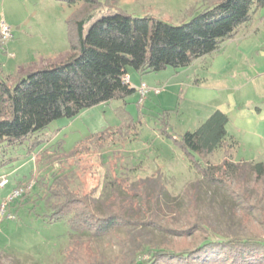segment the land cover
<instances>
[{"label":"rangeland","instance_id":"1","mask_svg":"<svg viewBox=\"0 0 264 264\" xmlns=\"http://www.w3.org/2000/svg\"><path fill=\"white\" fill-rule=\"evenodd\" d=\"M98 1L97 16L111 9L178 24L189 20L210 0ZM83 10L81 1L0 0V24L9 26L12 33L7 42L0 40L2 73L12 74L21 63L30 66L45 58L55 60L65 51L69 53L76 41L74 22ZM189 66L180 69L168 66L143 74L129 68V83L134 88L141 82L155 87L158 76L162 75L159 92H149L141 101L136 92L125 99L86 108L73 118L56 119L43 131V142L30 154L26 153L27 142L6 151L5 156L13 159L0 165V179L8 180L0 187V205L8 200L0 209V264H65L72 250L97 258L101 264H109L119 255L120 242L125 238L124 227L117 226L97 238L72 235L64 219L47 220L49 211L43 199L37 198L34 205L27 202L23 206H17L20 195L9 200L16 182L25 177L28 182L20 183L23 193L29 191L34 198L42 195L34 179L46 178L51 170L64 171L69 187L76 194L92 193L106 202L119 196L133 208L135 217L145 221L154 217L164 228L148 227L152 241L158 245L169 242L179 246L204 236L205 232L198 229L183 237L173 233L184 230L187 221L196 217L221 235L264 237V209L259 215L247 210L229 189L202 179L186 151L176 142L180 134L194 130L204 121L201 91L183 79V70ZM123 112L134 125L125 139L118 133H109L97 144H80L72 157L67 154L89 134L117 128L123 122ZM231 159L235 161L234 156ZM221 162L219 150L209 156V165L220 166ZM216 172H220L218 176L223 174L222 169ZM224 178L230 188L245 190L252 203L259 200L264 204V178L255 184L253 176L247 173L240 181L231 170Z\"/></svg>","mask_w":264,"mask_h":264},{"label":"trees","instance_id":"2","mask_svg":"<svg viewBox=\"0 0 264 264\" xmlns=\"http://www.w3.org/2000/svg\"><path fill=\"white\" fill-rule=\"evenodd\" d=\"M66 1H81L84 10L74 22L76 41L64 59L24 73L6 75L0 70V165L13 159L5 156L6 151L26 142V153L30 154L43 142L42 133L54 120L73 118L86 108L133 94L135 88L122 80L129 68L143 74L168 66L187 67L217 50L264 7V0H210L189 20L173 24L152 16L134 17L111 9L97 16L98 0ZM122 118L123 122L114 130L89 134L67 154L72 157L80 144H97L109 133H118L125 139L134 125L126 112ZM227 121L224 113L213 111L194 130L180 134L176 142L186 151L202 179L229 189L243 208L259 215L264 204L259 200L252 203L245 190L230 188L224 177L231 170L241 181L250 173L257 184L264 178V162L232 161L238 144L226 132ZM218 150L222 154L221 165H209V156ZM221 169L223 174L218 176L221 171L218 174L216 171ZM34 180L42 195L34 198L29 191L24 192L17 198V206L27 202L34 205L37 198L43 199L49 211L47 220L64 219L70 234L97 238L117 226L124 227L125 238L120 242L119 255L109 264H264L263 236L221 235L196 217L187 221L184 230H173V233L183 237L198 229L205 232L204 236L179 246L169 242L158 245L152 241L148 227L164 229L163 226L151 216L146 221L135 217L133 208L119 196L106 202L92 193L76 194L69 187L68 176L60 170H51L46 178L36 176ZM27 182L28 179L24 184ZM76 252L72 250L65 264L102 263Z\"/></svg>","mask_w":264,"mask_h":264},{"label":"crops","instance_id":"3","mask_svg":"<svg viewBox=\"0 0 264 264\" xmlns=\"http://www.w3.org/2000/svg\"><path fill=\"white\" fill-rule=\"evenodd\" d=\"M65 52L57 61L45 58L30 66L21 63L12 74L55 64L68 54ZM183 73V79L201 91L203 120L216 110L227 116L226 132L238 144L235 161L264 162V7L232 38L197 59ZM158 77L157 87L163 80L162 75ZM26 179L18 180L16 185Z\"/></svg>","mask_w":264,"mask_h":264},{"label":"built area","instance_id":"4","mask_svg":"<svg viewBox=\"0 0 264 264\" xmlns=\"http://www.w3.org/2000/svg\"><path fill=\"white\" fill-rule=\"evenodd\" d=\"M1 27H0V40L1 42H7L11 37H12V33H11V29L9 26L5 25L3 22H1ZM123 82L126 84H130L129 83V77L128 75H124L122 78ZM135 90L137 91V93L140 96V101L149 93V92H154V93H158L159 92V87L155 86V87H150L148 86L146 83L141 82L140 84H138L135 87ZM8 180L6 179V177H2L0 179V187H3L5 184H7ZM24 191L23 187L20 188H15L12 193L9 196V200H13L14 198L18 197L19 195H21ZM8 202V200H6L5 202H3L0 205V209H3V206Z\"/></svg>","mask_w":264,"mask_h":264}]
</instances>
